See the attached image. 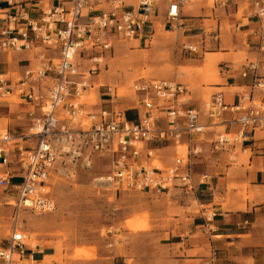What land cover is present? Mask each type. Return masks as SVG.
<instances>
[{"label":"built area","instance_id":"1","mask_svg":"<svg viewBox=\"0 0 264 264\" xmlns=\"http://www.w3.org/2000/svg\"><path fill=\"white\" fill-rule=\"evenodd\" d=\"M101 1L61 0L43 11L38 20H29L24 14H11L5 19L8 24L0 36V55L34 48L59 53L55 59L41 55L39 64L25 71L16 83L0 73V99L6 102L12 98L21 100V104L31 108L29 115L34 116L27 132L19 138L8 131H0V144L8 146L7 151L0 150L2 163L9 166L15 162L21 168L20 183L12 182L14 177L10 173L0 177V188L14 198L17 211L21 208L44 213L54 211L55 200L47 191L50 180L61 170L66 171L69 165L91 167L95 155L110 156L112 173L103 181L109 187L150 191L156 195L178 188L195 194L196 173L192 159L201 153L197 143L202 140L198 137H203L207 129L220 125L218 121L224 119L226 113L241 114L231 122L240 130L234 134H218L212 142L217 150L243 146L248 130L264 131V82L257 74L259 67H264V36L259 44L258 63L249 65L242 74L247 77L248 71H253L255 81L251 92L233 106L226 105L222 96L217 95L208 112L210 125L204 122L199 111L188 107V88L170 80H141L134 84L135 107L143 113L136 122L128 121L125 112L116 108L119 100L116 86L103 84L99 87L107 103L115 108L87 109L79 101L94 88L91 79L101 72L103 57L91 55L92 66L88 71L80 70L81 60L89 59V54L94 52L111 53L116 43L144 37L157 7L154 0H140L138 7L130 10L123 0H110V8L104 9ZM183 1L169 2L166 18L172 27L180 26ZM230 2L236 0H214L216 5L226 6ZM244 2L248 6L247 17L262 22L264 0ZM97 10L99 13L94 15ZM85 11L89 12V17L87 22H82ZM184 49L197 53L194 46ZM183 139L187 145L185 156L177 157L165 169L149 166L155 151L178 145ZM24 140L32 146L25 147ZM201 180L208 184L211 177L202 175ZM25 241V232L16 222L7 247H0V264L22 262L26 255Z\"/></svg>","mask_w":264,"mask_h":264},{"label":"rangeland","instance_id":"2","mask_svg":"<svg viewBox=\"0 0 264 264\" xmlns=\"http://www.w3.org/2000/svg\"><path fill=\"white\" fill-rule=\"evenodd\" d=\"M133 1L136 3L138 0ZM170 1L173 0H154L158 6L162 4L168 6ZM236 1L238 5L232 2L229 10L231 18L241 21L248 16V6L244 0ZM202 2L204 0L183 1L182 13L189 14L196 3ZM206 5L210 10H214V0H207ZM246 22L245 19L244 23ZM156 26L158 34L147 49L117 47L115 50L117 59L110 62L108 79L110 78L111 82L104 81L107 79V73L103 70L100 76L101 82L97 81L99 85L96 86V90H89L79 102L86 106L98 103V88L103 83H109L118 88L119 101L127 102L129 106H137V96L133 88L137 81L176 80L188 88V104L193 107L200 104L201 110H196L201 113L205 123L210 125L208 112L213 95L225 92L224 89L215 88L223 83L220 72L224 67L221 64L222 60L218 62L215 69L204 67V58L210 52L203 45V41L196 39V42L189 43L187 39H183L182 31L167 27L166 29L171 31L167 32L164 19H160ZM225 31L233 37V43L227 51L235 57L236 63L245 62L249 58L250 51L247 44L248 34L240 32L229 22L225 24ZM185 35L188 34L185 33ZM186 45L197 47L199 54L190 55V52L184 49ZM195 59L202 61H194ZM9 102L19 106L21 100L12 98ZM1 105H3L2 99H0ZM225 121L226 119H222L218 121L220 125L207 129L205 136L213 138L207 143L214 156L226 153L221 161L233 167L228 173L232 177L236 166L248 164L251 153H243L240 147L236 150L214 148L212 142L216 140V136L225 133ZM259 134L264 136V132ZM186 154L187 145L184 142L168 145L163 150L153 153L154 158L149 166L165 169L171 166L177 157ZM197 158L199 161H195V172L200 166L209 164L208 157L199 156L196 160ZM111 173L112 163L108 155H95L91 167H83L79 164L69 165L66 171L61 170L50 180V188L47 191L55 200L56 209L45 213L25 208L17 211L14 207V198L7 197V193L0 188V198H2L0 207H8L6 204L8 201L11 203L9 207L12 208L8 222L0 226V236L4 234L5 237H10L12 226L18 222L25 232L26 244L32 247L41 245V247L50 248L45 252L53 256H47L43 264H69L73 260L98 258L106 261L110 260L109 257L119 260L120 263L127 260V264L166 263L168 258H172L166 247L169 241V236L166 235L168 228L175 217H184L187 209L183 208V202L192 200L194 194H187L178 188H173L170 193L161 195L150 191L115 189L109 187L103 180H99L103 178L105 181ZM232 188L230 186L229 190ZM241 195L247 198L245 192ZM194 205L195 208L188 210L189 213H198L199 206L197 203ZM208 214L212 216L213 213ZM101 256L107 257L101 258ZM15 259L19 261L18 256H15ZM248 263L250 262L240 261L239 264ZM19 264L35 263L24 260Z\"/></svg>","mask_w":264,"mask_h":264},{"label":"crops","instance_id":"3","mask_svg":"<svg viewBox=\"0 0 264 264\" xmlns=\"http://www.w3.org/2000/svg\"><path fill=\"white\" fill-rule=\"evenodd\" d=\"M59 1L61 0H0V36L6 29L8 22L5 19L9 15L24 14L29 20H38L42 16L43 11L57 5ZM97 1L101 0H94L95 3ZM123 1L132 10L138 7L140 0H136V3L133 0ZM101 2H103L104 9L110 8V0H102ZM231 3L226 6L214 4V10H210L207 7V0H204L201 4L196 3L193 11L189 14L184 15L182 13V19L179 21L180 26L178 27H172L167 23L166 13L168 6L166 4L157 5L153 21L146 28L144 37H138L127 43H116L114 51L103 53V56L99 52L90 53L89 59L84 58L81 60L80 70L88 71L92 66L91 55L97 58L103 57V63L100 67L101 72L91 79L94 85L91 90H96V86L99 85L97 81L101 82L100 76L103 70L107 73V79H104V81L111 82L110 78L108 79L110 62L117 59L116 48L125 46L128 49H147L152 44L153 38L158 34L156 24L160 19H164L167 32H171L166 29L169 27L170 29L182 31L184 34L183 39H187L189 43L196 42V39L203 41V45L210 52L204 58V67L215 69L218 62L222 60L221 64L224 67L221 68L222 71L220 72L223 83L215 88L224 89L225 92L214 94L212 100L217 95H221L226 105H237L242 100L243 95H249L255 81L253 71H248L247 77H243L242 74L248 69L249 65L259 61V44L261 37L264 36V20L259 22L246 16L241 21L231 18L232 15L229 10ZM234 4L238 5V2L236 1ZM183 9L184 7H182V12ZM99 10L101 11V9ZM99 10L93 12V14L99 13ZM237 13L238 10L236 11ZM88 14V11L84 12L82 22H87ZM245 19L247 20L246 23H244ZM226 22L234 25L240 32L248 34L247 44L250 51L249 58L245 62L236 63L234 61L235 57L227 51L233 43V37L225 31ZM185 33L188 35H185ZM43 54L50 59L59 57L57 51H46L44 48L2 54L0 55V73L16 83L25 71L34 69L39 64V58ZM192 54L190 52V55ZM196 54H199L198 49ZM194 61L202 60L195 59ZM257 74L259 80L264 82L263 66L259 67ZM105 85L110 84L105 83ZM243 88H245L243 91H231ZM103 92L102 89L98 88L99 102L90 106L85 104V107L96 111L101 108L109 110L115 108L114 105L107 103L108 99L102 95ZM2 103L3 105L0 106V131H8L14 138L21 137L32 124L34 116L29 115L31 108L26 104L20 103L17 106L15 103L4 100H2ZM188 107L201 110L200 104L195 105V107L189 104ZM116 108L125 112L126 118L130 122H136L143 116L142 111L139 112L135 106H129L127 102L118 100ZM240 115V113L225 114L224 119H226V122L228 121L225 124V133L234 134L239 132L240 127L236 123L231 122L238 119ZM162 125L165 126V121H162ZM259 132L264 131L256 130L254 132L248 130L246 142L243 146H237L241 148L243 153L250 152L251 156L247 165L235 167L232 177L228 173L233 167L225 165L221 161L226 153L214 156L213 152H210V146L207 141L213 140V138H206V134L197 138L202 140L197 143L201 153L193 156L192 163L195 166V161H199L198 158L196 160V157L201 156L208 157L209 161L207 162L209 164L200 166L198 171L195 172L196 189L194 197L188 201L183 199L182 206L187 209V213L184 214L185 218L175 217L170 228H168L166 235L169 236V241L166 247L172 258H168L165 261L166 263L162 264H239L240 261L250 262L248 264H264V136L260 135ZM182 142L186 145V139H183ZM23 144L25 147L32 146L29 141H25ZM237 147L231 150H236ZM164 148L157 151H161ZM0 150L7 151L8 146L0 144ZM1 156H3L2 151L0 152V177H5L10 173L14 177L12 182L20 183L22 180L19 173L21 170L20 166L15 162L9 166L4 165L1 161ZM202 161L205 162V160ZM206 174L211 177V180L207 182L208 184H204L201 180L202 175ZM230 186L233 187L231 190H229ZM3 191L7 193L4 189ZM244 192L247 196L246 199L241 195ZM6 195L9 197L8 194ZM194 203L199 206L198 213H189L188 210L195 208ZM6 204L8 207H0V226L8 222V217L12 213L9 202L7 201ZM209 212L213 213L212 216H209ZM10 237H5L2 234L0 236V247H7ZM48 248L41 247V245L32 247L26 244V255L23 261L27 260L36 264L43 263L47 256H53V254L45 252ZM103 257L107 256H101V258ZM109 259L106 261L99 258L96 260H73L69 264H127V260L120 263L119 260L111 257Z\"/></svg>","mask_w":264,"mask_h":264},{"label":"bare ground","instance_id":"4","mask_svg":"<svg viewBox=\"0 0 264 264\" xmlns=\"http://www.w3.org/2000/svg\"><path fill=\"white\" fill-rule=\"evenodd\" d=\"M99 180H100V181H101V180H103V181H104V179H103V178H100ZM25 243H26V241H25Z\"/></svg>","mask_w":264,"mask_h":264}]
</instances>
